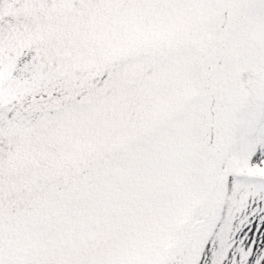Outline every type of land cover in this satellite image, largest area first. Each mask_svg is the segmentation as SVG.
Returning a JSON list of instances; mask_svg holds the SVG:
<instances>
[{"label": "snow or ice", "instance_id": "6c2138e0", "mask_svg": "<svg viewBox=\"0 0 264 264\" xmlns=\"http://www.w3.org/2000/svg\"><path fill=\"white\" fill-rule=\"evenodd\" d=\"M0 264H264V0H0Z\"/></svg>", "mask_w": 264, "mask_h": 264}]
</instances>
